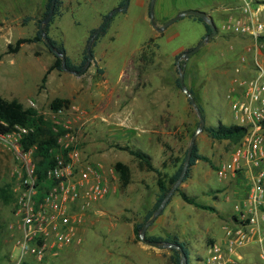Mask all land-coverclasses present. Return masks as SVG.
I'll return each instance as SVG.
<instances>
[{
	"label": "rangeland",
	"instance_id": "rangeland-1",
	"mask_svg": "<svg viewBox=\"0 0 264 264\" xmlns=\"http://www.w3.org/2000/svg\"><path fill=\"white\" fill-rule=\"evenodd\" d=\"M6 1L5 17L0 18L4 19L0 22V51L7 42L15 43L19 37L34 35L41 23L24 24L22 20L36 14L33 12L36 7L38 19H43L48 3V0ZM122 1L61 0L60 15L54 16L49 34L64 44L73 61L80 63L92 29L98 28L104 15L121 6ZM150 2L129 0L127 10L113 16L107 31L95 40L93 60L82 74L53 69L55 73L42 83L45 67L56 58L44 42L25 44L15 57L19 62L39 52L36 55L38 74L25 80L26 107H36L51 120L55 112L50 107L51 99H71L70 106L62 109L59 120L62 126H68L67 131L76 138L83 155L105 166L123 161L131 168V182L127 187L123 188L120 182L116 194L91 204L85 212L81 229L83 243L67 248L44 264H173L170 248L146 243L134 231L157 200L158 173L148 170L124 147L140 149L152 156L154 166L167 180L182 163L200 120L177 82V60L205 37L207 29L193 15H186L158 31L150 20ZM233 2L238 1L155 2L154 20L158 26L188 7L208 11L214 17L217 35L187 60L181 59L185 83L202 108L205 127L218 126L220 122L235 124L226 95L233 68L249 40L219 29L226 17L225 8ZM11 58L6 57L4 66L10 65ZM142 104L147 105V112L139 110L143 116H131L132 108L140 109ZM196 144L210 161L199 160L192 166L189 178L180 187L215 210L196 207L176 191L149 226L147 235L160 236L164 239L158 241L162 242L178 236L189 248L190 264H206L208 246L213 240L223 243L227 236L225 225L231 224L235 204L240 202V194L247 187L245 178L230 182L221 179L216 171L220 163L229 159L233 142L212 138L203 130ZM19 165L15 150L0 139V187L10 197L6 201L0 194V259L3 261L16 235L13 203ZM257 250L256 241L249 248H241L245 255L242 263H255L259 259Z\"/></svg>",
	"mask_w": 264,
	"mask_h": 264
},
{
	"label": "built area",
	"instance_id": "built-area-1",
	"mask_svg": "<svg viewBox=\"0 0 264 264\" xmlns=\"http://www.w3.org/2000/svg\"><path fill=\"white\" fill-rule=\"evenodd\" d=\"M237 1L225 8L219 29L249 40L233 68L226 95L235 124L245 127L246 133L233 143L229 159L216 171L230 182L245 178L247 188L235 204L231 224L225 225L223 243L209 245L206 264H245L240 249L253 241L259 258L253 264H264V0ZM63 108L54 110L50 120L59 136L54 162L42 180L36 172L35 146L24 150L20 142L28 130L19 126L17 131L0 133L20 161L13 203L16 235L7 264H44L67 248L80 246L85 212L119 190L115 167L90 161L68 126L61 125Z\"/></svg>",
	"mask_w": 264,
	"mask_h": 264
},
{
	"label": "trees",
	"instance_id": "trees-1",
	"mask_svg": "<svg viewBox=\"0 0 264 264\" xmlns=\"http://www.w3.org/2000/svg\"><path fill=\"white\" fill-rule=\"evenodd\" d=\"M124 2L125 0L121 2V5ZM51 5H52V0H48L47 9L44 13L43 19L50 12ZM60 7H61V0H57L54 16L60 15ZM107 14L104 15V18L106 17ZM54 16L52 17L50 23L54 19ZM194 17L205 24L207 33H210L212 31L210 25L206 23L203 20V18L197 17V16H194ZM112 18L108 21V23L103 28V30L101 31L98 37H100L107 31V28ZM30 19H31L30 16L24 18L23 23L26 24L27 21H29ZM43 19H39V23H41ZM50 23L45 26V31L47 32L49 40L55 46V48L59 52L65 54L66 66L68 69L67 71H75L77 73L83 71L84 73L86 71V69L84 70V66L88 58L87 49L80 63H76L75 61H73V59L67 54L64 44L58 42V40L50 36L49 34ZM96 29L97 28L92 29L90 37L96 31ZM37 42H44L47 45L40 29L37 30L34 36L20 37L16 40L15 43L10 42L7 46V50L5 53H16L20 50L23 44L37 43ZM95 43L96 42H94L93 45H95ZM51 52L55 55L56 58H55V61L49 66V68L45 72L42 78V83L46 82L48 75L51 73L53 69H58L60 71L65 70L63 69V57L57 56L53 51ZM5 53H0V59L3 57ZM35 53L36 55H38L39 52L36 51ZM177 82L180 86L179 79ZM70 104H71V99L69 98L55 97L53 100H51L50 107L52 110L57 111L63 107L68 108ZM201 111H202V108H201ZM19 126L24 127L28 130L26 133L22 135V138L20 139L23 149L28 150L31 147L35 146L36 158H37L36 172L38 173L39 179L42 180L45 170L50 165H52L54 162V152L57 148V139H58L59 132L55 130V127H56L55 124L52 123L50 120H47L45 118V115L41 113L36 107H33V106L26 107L17 98L6 99L0 95V133L6 134V133L17 131ZM204 130L207 131L208 135L211 136L212 138L220 139V140H223V139L230 140L233 143L238 142L246 133V128L243 126H239L236 124L225 125L222 122H220L218 126H206ZM124 149L129 150L130 154L136 157L140 163L144 164L148 170H154L158 173L157 184L159 187V194L153 206V209L147 212L142 222L135 225L134 231L136 234H139L142 227L152 217L154 210L160 205L163 198L166 196V194L171 189L172 185L175 183V181L181 174L184 161L188 154V149L186 150L182 163L177 167L176 171L170 177L169 180L164 178L163 175L161 174V171L154 166L152 162V156H150L149 154L145 153L144 151L140 149L130 148L129 146H125ZM199 160L208 161V162L210 161L208 156L201 154L199 152V148L197 144H195V147L192 152L191 160H190L189 169L183 181H186L189 178L190 173H191V167L194 166ZM114 167L120 175L121 186L123 188L127 187L129 183L131 182L130 166L123 161H117L114 164ZM176 191L179 193V195L183 198L184 201L190 204H193L196 207L215 210L213 206H208L206 204L199 202L194 195H190L186 191L182 190L181 187L177 188ZM6 192H7L6 189L0 187V194L3 195L6 201H8L10 197L9 195H7ZM1 227H2V224H1V219H0V232H1ZM147 238L151 240L164 239L160 236H153V235H147ZM165 240L179 243L184 248L188 256V264H190V251H189V248L187 247L186 242L181 241L178 238V236H173L172 238L169 237V238H166ZM171 250L173 251V255H172L173 264H180V261H181L180 251L175 248Z\"/></svg>",
	"mask_w": 264,
	"mask_h": 264
},
{
	"label": "water",
	"instance_id": "water-1",
	"mask_svg": "<svg viewBox=\"0 0 264 264\" xmlns=\"http://www.w3.org/2000/svg\"><path fill=\"white\" fill-rule=\"evenodd\" d=\"M56 2L57 0H52V5L50 8V12L45 16V18L42 20L39 29L41 31V33L43 34V38L45 40V42L47 43V45L49 46L50 50L53 51L57 56H61L63 57V69L68 70L67 66H66V60H65V54L59 52L55 46L51 43V41L49 40L48 34L45 31V26L47 24L50 23L52 17L54 16L55 13V7H56ZM155 2L156 0H151L150 2V20L152 22V24L154 25V27L158 30V31H163L164 29H166L169 25H171L172 23H174L175 21L183 18L186 15H193V16H197V17H201L203 18V20L208 23L212 29V31L210 33H207L205 35V37L192 49L186 50L177 60V66H178V70H179V83L180 86L182 88V90L187 94L189 101L191 102L192 106L194 107V109L196 110L198 116H199V120H200V124L197 128V130L194 132V134L192 135L191 141H190V145L188 148V154L186 156V159L184 161V165H183V169L181 174L179 175V177L177 178V180L175 181V183L173 184V186L171 187V189L169 190V192L166 194V196L163 198V200L161 201L160 205L154 210V213L152 215V217L145 223V225L142 227V229L140 230L139 233V237L142 241L149 243L151 245H155L158 247H164V248H170V249H178L181 253V261L180 264H188V256L184 250V248L179 244V243H175V242H171V241H158V240H151L149 238H147V231L149 226L155 222V220L157 219V217L163 212L164 208L166 207V205L168 204L170 198L173 196V194L176 192L177 188L180 187V185L182 184L188 169H189V165H190V160H191V156H192V152L193 149L195 147L196 144V139L198 137V134L200 132H202L205 129V118L202 114L201 108L199 107L193 93L191 92V90L188 88V86L185 83V74L183 71V67L181 65V59L187 60L191 55L195 54L196 52H198L201 47H203L209 39L215 37L218 33V27L215 23L214 18L207 12L204 10H200V9H196V8H190V9H186V10H182L177 16L171 18L168 22H166L164 25L162 26H158L155 23L154 20V13H155ZM128 4H129V0H125V2L121 5V6H117L114 9H112L107 15L106 17L103 19L102 23L100 24V26L96 29V31L91 35L88 45H87V54H88V58H87V62L84 66V70L87 69L90 66L91 61L93 60V44L95 42V40L97 39V37L99 36V34L101 33V31L103 30V28L106 26V24L108 23V21L119 11H125L128 8ZM72 73H76V74H82L83 71L81 72H75V71H71Z\"/></svg>",
	"mask_w": 264,
	"mask_h": 264
},
{
	"label": "crops",
	"instance_id": "crops-1",
	"mask_svg": "<svg viewBox=\"0 0 264 264\" xmlns=\"http://www.w3.org/2000/svg\"><path fill=\"white\" fill-rule=\"evenodd\" d=\"M6 4H7L6 0H0V18H1V16L5 17ZM188 8L190 9V8H195V7H188ZM33 12H36V14L34 13V14L26 16V17H28V16L31 17V19L29 21H27V23L30 21H33V22L39 21V19H38V7H36ZM208 13L213 17V15L210 12H208ZM26 17H24V18H26ZM24 18H23V20H24ZM23 20H22V23H23ZM3 21H4V19L3 20L0 19V22H3ZM221 33L222 32L219 31V34H221ZM205 34H207V30H206ZM34 35H30V36H34ZM26 37H28V36H26ZM9 43L7 42L5 44V47L0 51V53L6 52L7 46ZM29 44H33V43H29ZM24 45L25 44L22 45V47L20 48V50L18 52H16V53H5L3 55V57L0 59V95L6 99L17 98L23 104H25L24 98L27 96V94H24V90H25L24 85L26 82L25 80L27 77H33V75L37 76V74H38V56H36L35 54L33 55V57L32 56L29 57L30 59H28V60L22 59V61H21V59H20L19 62H17L15 60V57H17V55L21 52ZM10 55H13V56H10ZM8 56L12 57L9 61L10 65L4 66V64L6 62V57H8ZM49 66H50V64L47 67H45L44 72L47 71ZM54 73H55L54 70H52L49 75L54 74ZM48 82H49V79H48ZM40 94L41 93H39V95ZM54 98H52L51 100H53ZM146 106L144 104H142L140 109H138V107L136 109L132 108L131 116H134L137 114L139 116H143V114L140 115L139 110H144V112H145V110L147 109ZM146 112H147V110H146ZM163 112H164V110H163ZM165 112L168 113L169 108H167ZM146 116L147 115L145 114L144 117H146ZM162 127L164 128V125L160 126L161 129H163ZM107 258H108V256H107ZM6 261H7V255L4 257V261L2 259H0V264H7Z\"/></svg>",
	"mask_w": 264,
	"mask_h": 264
}]
</instances>
